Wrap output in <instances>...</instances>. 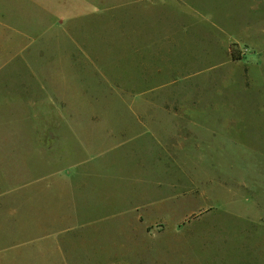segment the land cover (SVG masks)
<instances>
[{"label":"rangeland","instance_id":"rangeland-1","mask_svg":"<svg viewBox=\"0 0 264 264\" xmlns=\"http://www.w3.org/2000/svg\"><path fill=\"white\" fill-rule=\"evenodd\" d=\"M242 1L74 0L41 41L43 130L2 131L0 116V250L41 252L42 264H264V35L254 14L224 27ZM152 41L167 50L141 48ZM66 50L83 75L66 73ZM51 65L65 72L44 73ZM67 88L74 99H60ZM147 123L176 138L155 144L151 187L122 186V211L106 212L119 180L85 164L87 151L122 143L116 167L130 173L129 143Z\"/></svg>","mask_w":264,"mask_h":264},{"label":"crops","instance_id":"crops-1","mask_svg":"<svg viewBox=\"0 0 264 264\" xmlns=\"http://www.w3.org/2000/svg\"><path fill=\"white\" fill-rule=\"evenodd\" d=\"M73 3L74 0H0V91L2 102L0 105V116L2 115V131L14 127L18 129L21 135V133L23 134L26 131L35 133L43 130L41 123L43 114L42 92L46 88L42 85L43 49L41 41L43 36H54L57 34L60 21L63 20V17L67 19L72 13ZM254 5V2L251 3L250 0L248 2L243 0L240 7H236L235 11H229L226 14L224 27L229 29L234 26H243L241 21L247 20L246 17L251 21L250 15L254 14L253 21L259 30L253 35H264V1L263 7L261 2L258 3V6ZM196 11L199 12L198 10ZM59 16H61L60 21ZM200 17H202L201 14ZM211 17L209 16V18ZM209 22L210 27L215 30L216 26L211 24V21ZM217 28L221 27L217 26ZM238 29L241 28L238 27ZM152 34L154 35L153 31ZM153 41L141 48L160 53L167 50L168 47L165 44L159 46L155 45ZM55 48L60 47L55 46ZM82 48L78 47L75 50L80 51ZM86 50L90 51L89 49ZM58 51H64V49H58ZM31 52H33V55ZM66 52L70 53L65 55L66 59H69L65 65L66 73L69 72L71 77L83 75L84 71L80 69H86L83 60H74L73 50H66ZM86 57L88 73L92 72L95 74V70L101 68L102 65L98 61L91 59L90 55H86ZM82 63L84 65L79 66ZM51 64H56V62ZM60 67V65H57V68ZM49 68L50 70L44 71V73L61 75L65 72L56 71L53 65L49 66ZM136 70L137 75L142 74L141 69L137 67ZM73 78L76 77L74 76ZM141 78H144L141 81L145 83L151 82L147 73H143ZM59 97L63 100L74 99L69 88ZM47 99H52V97H47ZM156 115L160 117L158 118L159 121H164L166 120L164 117L169 116V112L162 110ZM137 128H139L140 132L132 137L131 143H129L131 148L128 149V154L132 157L129 167L132 176H128L127 166L120 164L119 167H116L118 164L116 157L124 153L122 143L113 147L111 146L112 144H109L103 150L95 152V155L87 151L88 157H91V159L86 160L85 164L99 163L104 165L109 170L108 175H115L119 180L113 187L114 199L105 203L104 209L106 212L122 211L119 199H116L120 196L122 186L129 184V187L137 190L151 187L150 185H152L154 180L155 165L150 158L153 157L155 144L164 147V145H169V140L176 138V135L173 134L176 128L169 124L159 123L155 125L147 123L139 125ZM48 130H54V128L46 126V131ZM34 139L38 142V147H41L40 137L35 135ZM21 142L23 140H17L14 144H21ZM2 144H7V141L3 140ZM157 172H160L159 169H157ZM89 177L92 178V175H89ZM102 180V175H99V183L96 186L98 194L104 192L101 191ZM148 180L149 182H147ZM75 182L72 184L73 189L75 184L81 189L79 182L76 180ZM19 248L9 245L0 250V264H42L41 261L46 256L41 254V252L17 251ZM49 260L50 262L47 264H53L51 259Z\"/></svg>","mask_w":264,"mask_h":264}]
</instances>
